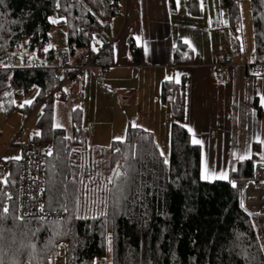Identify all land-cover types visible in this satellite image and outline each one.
Segmentation results:
<instances>
[{"label": "trees", "instance_id": "1", "mask_svg": "<svg viewBox=\"0 0 264 264\" xmlns=\"http://www.w3.org/2000/svg\"><path fill=\"white\" fill-rule=\"evenodd\" d=\"M123 1L2 0L0 57L13 54L26 44L38 58L55 60L58 49L48 48L54 26L50 19L54 15L67 28L66 50L72 57L82 51L94 54L103 23L123 13ZM241 2L219 0L220 7L229 15L234 57L242 47ZM250 4L254 54L261 58L264 0H250ZM185 5L191 16L201 15L199 0H185ZM170 7L175 10V0H170ZM129 51L132 58L141 60L142 49L133 39ZM191 60V51L181 43L175 50V64H188ZM112 61V46L97 58L98 63L108 66ZM58 75V69L51 67L0 70V102L8 114L14 109V99L19 93L27 94L32 87L38 88L35 100L23 106L21 113L26 121L41 108L33 140L52 145V154L45 159L42 204L46 211L56 213L48 208L50 198L52 208L65 202V187L67 204L72 210L75 190L83 189V185L90 190L106 185L111 191H98L92 199L106 197L108 207L89 201L81 207L80 214L97 219L73 220L68 225L70 234L62 237H54V229L59 226L51 223L58 218H49L43 225L34 217H26L24 222L0 220V264H48L49 259L53 264L60 247L50 244V237L55 244L67 245L66 264H93L97 258L106 256L109 237L112 264H264V247L256 231L259 227L264 237V215L253 216L242 208L241 191L228 181L206 182L201 178V149L192 144L184 126L185 79L162 85L161 101L171 107L170 155L165 165L153 134L141 128L129 127L125 139L112 142L107 149L83 146L86 137L79 106L72 110L71 137L65 130L55 128L54 104L66 96L54 93ZM254 150H258L257 146ZM256 162H259L257 152L252 159L236 164L232 176L252 177ZM8 164V183L0 181V214L3 206H8L10 212L20 207L19 162L12 160ZM116 169L123 175L108 183ZM5 193L12 196L11 201ZM101 211L108 215L101 216ZM59 214L60 219L67 216ZM37 227L41 230L33 236L31 233ZM30 242L36 245L34 251Z\"/></svg>", "mask_w": 264, "mask_h": 264}, {"label": "crops", "instance_id": "2", "mask_svg": "<svg viewBox=\"0 0 264 264\" xmlns=\"http://www.w3.org/2000/svg\"><path fill=\"white\" fill-rule=\"evenodd\" d=\"M199 3L201 8V0ZM175 4L172 10L170 0H125L123 13L106 22L101 31L113 49V61L104 78L99 79L96 70L86 71L83 100H77L73 92L56 101L53 124L71 137L72 110L79 106L89 145L107 149L112 142L124 140L128 128L134 127L152 133L160 151L169 148L170 155L171 107L161 101V90L166 81L185 79L184 126L193 130L188 131L191 142L193 133L202 141L197 145L201 178L207 173L209 179L203 181H228L236 164L252 159L256 152L259 162H264V144L259 142L264 141V108L259 105L264 80L250 77L240 68L233 82H218L216 54L222 45L231 54L229 23L224 17L221 24L208 18L202 27L193 21L188 27L185 17L182 23L176 21L177 0ZM197 17H205L202 9ZM239 38L241 51L231 56L244 64L254 54V40L244 44L242 27ZM130 39L142 49L141 60L132 58ZM181 43L188 46L192 60L176 65L175 50ZM57 61L59 65V57ZM245 155L249 158L241 161L239 157ZM221 172L228 174V180L217 178Z\"/></svg>", "mask_w": 264, "mask_h": 264}, {"label": "built area", "instance_id": "3", "mask_svg": "<svg viewBox=\"0 0 264 264\" xmlns=\"http://www.w3.org/2000/svg\"><path fill=\"white\" fill-rule=\"evenodd\" d=\"M97 41L95 55L82 51L75 57H72L65 49L58 52L59 65L57 69L59 75L55 79L56 84L54 89L56 95L65 94L66 96H70L75 92L76 99L82 101L85 92V72L88 70H96L99 79L104 78L109 66L98 63L97 58L111 46V43L101 33L97 35ZM4 65V62L0 61V70L5 69ZM240 68H244L250 77L263 78L264 80V55L258 58L255 54H252L250 62L239 64L232 58L228 47L222 45L215 57V74L218 82L224 84L233 82ZM30 118L24 121V126L13 138L7 150H16L21 157L18 160L20 174L19 213L30 212L38 216L40 215L39 206L42 204V196L45 188V159L49 156L47 153L52 151V145L49 143H36L30 139L32 132L30 133L27 127ZM258 170L264 175V162H256L254 164V175L252 177H232L230 179L235 182V188L241 191L243 203L244 193L248 192L250 194L246 205L244 203V209L251 215L256 214V212L262 209L264 210V184L263 182H255L257 179L264 180V176L259 175ZM5 174L6 169L3 166L2 157H0V176H4ZM247 184L249 185L246 186ZM45 213L47 214V219L62 217V214L50 213L46 210Z\"/></svg>", "mask_w": 264, "mask_h": 264}, {"label": "rangeland", "instance_id": "4", "mask_svg": "<svg viewBox=\"0 0 264 264\" xmlns=\"http://www.w3.org/2000/svg\"><path fill=\"white\" fill-rule=\"evenodd\" d=\"M182 1H181V5H179L180 2L179 0H177L179 8L176 9V12L174 11L173 15L175 18H177L176 21L180 23H182L183 21L182 17H185L186 21L188 22L187 24L188 27L192 26L190 23L191 21H193V23L195 22L193 25L202 27L203 23H206L208 21V18L213 19V21H216L217 24L219 23L221 24V21L224 17L227 23H229L228 12L227 10L222 9L219 6L218 0H201V9L205 15V17L202 20L197 19L198 17L194 18L193 16L188 14L185 8L186 7L185 0H182ZM124 2L125 0L122 3L124 4ZM239 7H240V14H241V19H242L241 27H242V33H243V41H244V44H246L254 40L253 39V19H252L250 0H242ZM51 19L57 20L58 23L53 24L54 26L51 31L52 40L50 44L52 45V48L56 47L58 49V52L64 49L66 50L68 46L67 28L65 26H61L62 21L56 15L52 16ZM105 25L106 23H103V28L106 27ZM57 57L55 60L51 62L48 61L46 57L38 58L36 53L30 51L26 44H22V46L20 47L18 51L10 55L0 57V60H2L5 65H9V67L5 68L7 70L8 69L10 70L21 69V68H36V67L37 68L51 67V68L57 69L58 68ZM38 92L39 91L37 87H32L27 94L19 93L18 97L14 99V109L8 114L5 112L3 108V104L0 102V157H2V163L6 169V174L4 176H0V181L2 182L5 178L7 179L9 161L15 160L13 158L16 156H19L16 150H7V147L11 144L13 138L16 136V134H18V132L24 126V119L21 113V109L23 107H21V105H24V106L29 105V104H25V101L27 100H31L33 102L35 98L37 97ZM63 97L65 98L64 95ZM40 111H41V108L39 109L38 112H36V114H34L30 118L27 124L28 130L30 133L37 130L36 121L38 119V114ZM83 146H87V148L89 147L87 140L86 142L83 143ZM107 147L109 148L110 145ZM161 151L165 153L164 157L168 159L169 158V148L167 149L163 148V150ZM249 196L250 194L248 193L247 200ZM257 215H264V210L262 209L256 212V214H253V216H257ZM256 231L258 233L260 242L262 246L264 247V237L259 227H256ZM62 245H65V244H62ZM58 252L60 253V255L55 257V259L53 260V264H66V258H65L66 248L60 247ZM95 262L96 264H112L111 251H109L106 256L97 258Z\"/></svg>", "mask_w": 264, "mask_h": 264}, {"label": "snow or ice", "instance_id": "5", "mask_svg": "<svg viewBox=\"0 0 264 264\" xmlns=\"http://www.w3.org/2000/svg\"><path fill=\"white\" fill-rule=\"evenodd\" d=\"M0 2H2V0H0ZM50 22L53 23V24L58 23V21L55 20V19H50ZM51 47H52V45L49 44L48 48H51ZM47 50L48 49L46 48L45 51H47ZM4 67L7 68V67H9V65H4ZM31 103H32L31 100L25 101V104H29L30 105ZM259 105H260L261 108H264V95H261L259 97ZM23 106L24 105H21V107H23ZM57 127H59V125H57ZM188 131L190 133L193 132V130L191 128H188ZM257 139L259 140L258 137H257ZM259 142L261 144H264V141H259ZM192 143L194 145H201L202 141L199 140V139H196L195 138V134L193 133ZM117 151H119V149H117ZM47 154L51 155L52 153L49 152ZM160 155L164 156L165 153L163 151H161ZM247 158H249L247 155L239 157V159L241 161H243V160H245ZM13 159L20 160L21 157L20 156H16ZM262 159H264V156H262ZM163 163L165 165H167L169 163L168 159L165 158L163 160ZM233 170H235V169H233ZM121 175H123V174L119 171V169L114 170V176L108 178V183H113L114 179L120 177ZM217 178L221 179V180H228V174L225 173V172H221L219 177H217ZM202 179H205V180L209 179V176L207 175V173L202 175ZM228 182L230 184H232L233 188L236 187V184H235L234 181L228 180ZM3 183H5V184L8 183L6 178L3 180ZM125 183H127V180L125 181ZM80 184L83 185V181H80ZM119 190L123 191L122 188H120ZM98 191L110 192L111 190L108 189L106 185L103 188H97V189H91V190L87 188V185H83V189L77 188L75 190V194H74V197H73V209L72 210L69 209L68 204H67V188L66 187H65V190H64V193H63L65 202L59 203V207L58 208H52L51 198H50V201H49V204H48V208L50 209V211L56 212L57 214H59L60 212H63V213L67 214L66 217H64L62 219L58 218L56 221L51 222V223L59 226L56 229H54V237H62V236L70 234L71 229L68 227V225L75 219H85V220L89 219V218H91L93 220L97 219L96 216L89 217L87 215H81L80 214V209H81V207L83 205L89 203V201H91L94 204L103 205L104 208L106 209L108 207V200H107L106 197L105 198H100V197L97 196L95 199H92V197ZM5 195L7 196V199L9 201L12 200V196L11 195H8L7 193H5ZM81 197H83V200L81 199ZM124 199H127V197L125 196ZM241 207L242 208L244 207L243 201H241ZM18 212H19V209H16V210L10 212V209H9L8 206H3L2 214H0V220H7L8 218H11L14 222L15 221L24 222L26 217H34L40 222L41 225H43L47 221V214L45 213V205L44 204H41L39 206L40 215H38V216L36 214L30 213V212H23V213L17 214ZM100 215L101 216H107L108 213L106 211H101ZM28 223H30V221H28ZM40 230H41V228L37 227L35 229V231H32L31 234L33 236H35L36 233L39 232ZM49 243L53 244V246H55V247L67 248V245L55 244L53 237L49 238ZM108 243H109V249L108 250L112 251V248H111V243H112L111 237L108 238ZM29 247H31L33 249V251H34L35 248H36V245L34 243L30 242L29 243ZM55 255L59 256L60 253L56 252ZM14 264H19V262H14ZM48 264H52L51 259H49ZM93 264H96V262H93Z\"/></svg>", "mask_w": 264, "mask_h": 264}, {"label": "bare ground", "instance_id": "6", "mask_svg": "<svg viewBox=\"0 0 264 264\" xmlns=\"http://www.w3.org/2000/svg\"><path fill=\"white\" fill-rule=\"evenodd\" d=\"M261 167H263V166H261ZM258 174L259 175H261V176H264V175H262V172L260 171V170H258ZM256 183H261V182H263V184H264V180H262V179H257L256 181H255ZM249 184H247L246 186H248ZM247 196H248V192H245L244 193V202L246 203L247 201Z\"/></svg>", "mask_w": 264, "mask_h": 264}, {"label": "water", "instance_id": "7", "mask_svg": "<svg viewBox=\"0 0 264 264\" xmlns=\"http://www.w3.org/2000/svg\"><path fill=\"white\" fill-rule=\"evenodd\" d=\"M63 79V78H62ZM31 140H33V134H31V138H30Z\"/></svg>", "mask_w": 264, "mask_h": 264}]
</instances>
